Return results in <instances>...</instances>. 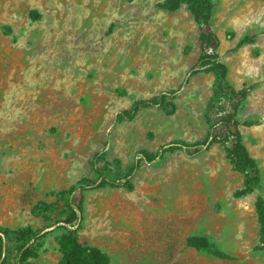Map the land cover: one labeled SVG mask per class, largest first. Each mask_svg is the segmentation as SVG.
<instances>
[{
	"label": "rangeland",
	"instance_id": "rangeland-1",
	"mask_svg": "<svg viewBox=\"0 0 264 264\" xmlns=\"http://www.w3.org/2000/svg\"><path fill=\"white\" fill-rule=\"evenodd\" d=\"M212 1L211 19L197 22L163 0H0V229L11 264L36 234L34 264H59L70 232L112 264H264V0ZM246 36L256 43L235 50ZM253 86L238 120L258 125L238 130L261 183L241 195L245 176L219 143H203L218 125L232 148L221 120ZM162 96L174 114H125ZM121 181L133 189L109 183ZM200 235L231 259L187 246Z\"/></svg>",
	"mask_w": 264,
	"mask_h": 264
},
{
	"label": "trees",
	"instance_id": "trees-1",
	"mask_svg": "<svg viewBox=\"0 0 264 264\" xmlns=\"http://www.w3.org/2000/svg\"><path fill=\"white\" fill-rule=\"evenodd\" d=\"M183 5H187L191 14L197 22L208 21L213 15L215 5L212 0H163L159 5L163 10L169 12L178 11ZM31 16L34 19H38L39 15L37 13H32ZM231 36H234L231 33ZM256 43V37L246 36L242 38L235 50H239L246 45H251ZM220 72H222L221 79V92H222V81L225 80L227 70L224 65H219ZM256 86L243 89L235 94V102L232 106V112L225 116L220 125L227 130L234 129L232 137L234 138L232 148L227 147L228 138L222 140L219 137L218 125H213L210 128L208 135L203 143L207 145L209 143L217 142L221 145L224 151L227 154V158L230 163L233 165L235 171L243 174L245 176L244 181V190L240 193L241 195H248L253 193L261 183V176L257 162L250 156L246 147L243 144V136L238 130L239 126L252 127L258 125L254 121L241 122L238 120V115L241 111L245 109L246 101L249 95L255 90ZM167 97H156L150 100L137 101L133 104V107L130 111L125 112L129 118H133L141 109L150 108L154 106H159L165 109V111L172 115L176 110V105L172 99L166 101ZM130 175H128V178ZM104 182H106L104 175L101 177ZM113 186H125L129 190L133 189L131 183H122L121 182H109ZM256 210L258 214L259 224H260V242L257 246V250L260 252L264 251V199L259 197L256 202ZM13 234V233H11ZM6 237L10 239V231L0 229V264H11L10 254L8 249L4 246L3 238ZM40 234H36L32 237H29L27 242H24L18 248V254L15 259L14 264H34V260H37L40 256L41 246L31 244L32 240L40 238ZM18 240V239H17ZM59 245L62 253V258L59 264H112L111 258L103 252L101 249L81 243L74 232H70L62 235L59 239ZM187 246L195 249L199 253H203L209 256H213L222 260H229L231 257L222 251L217 243L207 235L192 236L187 239ZM6 251V258L2 261V256Z\"/></svg>",
	"mask_w": 264,
	"mask_h": 264
}]
</instances>
